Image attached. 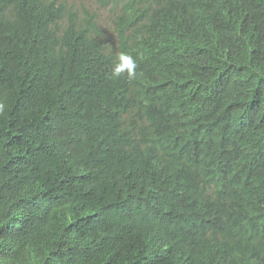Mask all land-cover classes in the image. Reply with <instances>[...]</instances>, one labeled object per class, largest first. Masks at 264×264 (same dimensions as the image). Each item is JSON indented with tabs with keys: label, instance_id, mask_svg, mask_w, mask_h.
<instances>
[{
	"label": "trees",
	"instance_id": "trees-1",
	"mask_svg": "<svg viewBox=\"0 0 264 264\" xmlns=\"http://www.w3.org/2000/svg\"><path fill=\"white\" fill-rule=\"evenodd\" d=\"M113 6L0 0V261L264 264V0Z\"/></svg>",
	"mask_w": 264,
	"mask_h": 264
},
{
	"label": "rangeland",
	"instance_id": "rangeland-1",
	"mask_svg": "<svg viewBox=\"0 0 264 264\" xmlns=\"http://www.w3.org/2000/svg\"><path fill=\"white\" fill-rule=\"evenodd\" d=\"M64 4L75 9L81 18L86 12L93 13L96 21L103 30V39L109 46L116 43V33L114 29L115 12L113 0H60Z\"/></svg>",
	"mask_w": 264,
	"mask_h": 264
},
{
	"label": "clouds",
	"instance_id": "clouds-1",
	"mask_svg": "<svg viewBox=\"0 0 264 264\" xmlns=\"http://www.w3.org/2000/svg\"><path fill=\"white\" fill-rule=\"evenodd\" d=\"M138 64L137 60L133 55L120 52L116 58V63L113 65L111 76L113 78H120L126 76L128 80L132 81L138 77ZM5 109V104L0 102V113H3ZM0 264H6L5 261H0Z\"/></svg>",
	"mask_w": 264,
	"mask_h": 264
}]
</instances>
